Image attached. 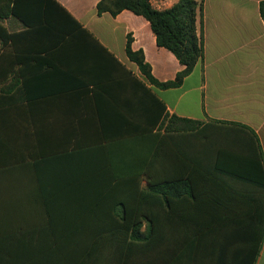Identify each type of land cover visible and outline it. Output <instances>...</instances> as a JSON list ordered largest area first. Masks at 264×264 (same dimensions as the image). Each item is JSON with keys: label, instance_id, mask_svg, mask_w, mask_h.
<instances>
[{"label": "crops", "instance_id": "0c3cea01", "mask_svg": "<svg viewBox=\"0 0 264 264\" xmlns=\"http://www.w3.org/2000/svg\"><path fill=\"white\" fill-rule=\"evenodd\" d=\"M57 1L83 30L73 27L71 36L57 40L44 26L27 28L12 16L3 22L10 33L24 35L17 44L21 63L0 62V264H42L54 245L69 241L71 231L62 229L70 227L65 213L76 185L114 178L102 168L112 158L109 148L119 156L125 139L157 129V103L146 89L170 115L214 122L224 132L234 123L249 127L259 137L264 165V0H196L204 58L170 89L146 82L126 53L131 36L132 49L144 52L160 82L184 68L158 46L143 16L129 10L99 15L102 0ZM179 1L152 5L166 10ZM40 47L44 52H36ZM228 138L191 142L196 149L221 147ZM217 176L222 184L236 180ZM255 264H264V241Z\"/></svg>", "mask_w": 264, "mask_h": 264}, {"label": "trees", "instance_id": "16d2710c", "mask_svg": "<svg viewBox=\"0 0 264 264\" xmlns=\"http://www.w3.org/2000/svg\"><path fill=\"white\" fill-rule=\"evenodd\" d=\"M151 1L102 0L97 11L116 16L129 10L143 16L158 46L172 52L184 68L174 80L160 82L144 52L132 49L131 36L126 53L146 82L176 88L204 58L197 26L202 4L180 0L158 10ZM261 13L264 18V2ZM11 16L27 28L44 26L57 40L71 36L73 27L83 30L57 0H0L1 63L22 61L17 44L24 33H10L3 24ZM146 91L157 103V129L140 133L133 142L125 139L118 144L123 145L116 150L123 153L119 156L109 148L112 158L102 168L114 178L76 185L65 213L70 227L62 229L72 237L54 245L42 264H255L264 241V165L258 135L236 123L225 126L224 132V126L214 122L170 115L164 103ZM222 134L233 140L200 149L191 142ZM117 171L123 178L114 174ZM227 174L236 180L222 184L216 179ZM233 182L238 186L232 188Z\"/></svg>", "mask_w": 264, "mask_h": 264}, {"label": "built area", "instance_id": "2783aa9c", "mask_svg": "<svg viewBox=\"0 0 264 264\" xmlns=\"http://www.w3.org/2000/svg\"><path fill=\"white\" fill-rule=\"evenodd\" d=\"M152 1H154V0H152ZM152 1H151V3H152ZM157 2V4H161V2H162V0H156Z\"/></svg>", "mask_w": 264, "mask_h": 264}]
</instances>
